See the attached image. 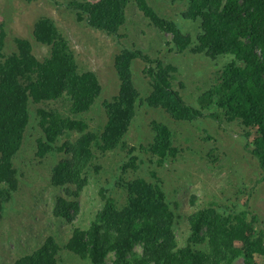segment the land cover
<instances>
[{
  "label": "trees",
  "instance_id": "1",
  "mask_svg": "<svg viewBox=\"0 0 264 264\" xmlns=\"http://www.w3.org/2000/svg\"><path fill=\"white\" fill-rule=\"evenodd\" d=\"M129 1L71 0L69 6L76 11L78 21L117 36L125 24ZM133 1L154 28L172 35V43L181 53L190 48L191 53L204 54L213 61L230 59L217 70L211 89L200 99L206 102L202 109L213 108L211 111L223 115L227 122L238 123L245 131L246 148L264 170V0H175L188 5L184 19L199 24L195 39L160 17L146 0ZM32 35L36 43L50 48L49 56L42 61L34 56L31 43L25 39H16V51L5 54L6 36L0 25V223L19 185L13 159L32 122L41 132L35 140L36 157L44 159L56 152L64 155L51 169L52 186L74 185L80 191L90 171L98 174L102 169L96 154L103 157L124 145L139 99L132 80V63L136 59L148 60L140 51L131 49L122 50L115 58L119 92L105 103L106 124L95 134L83 120L64 117L54 109L37 108L32 116L31 106L45 103L68 107L74 117L86 114L102 90L94 72H79L71 47L52 20H38ZM157 66L154 75L148 70L153 83L146 104L165 111L175 121L201 118L198 109L185 104L171 90L169 81L174 68L159 63ZM153 130L149 151L160 166L175 157L176 150L166 126L156 125ZM73 133L78 134L74 142L57 146L62 137ZM135 163L136 157L132 156L120 166V173L125 175ZM119 186L125 194L123 203L101 190L102 206L88 228H72L65 248L82 261L106 264L108 255L114 254L112 264H235L238 259L244 264H258L255 257H264V232L258 229L257 217L247 210L221 212L209 207L192 213L188 219L189 239L179 247L175 236L178 217L160 184L137 178L123 180ZM72 211L77 212L76 202L56 200V218L71 220ZM199 243H207L208 249L197 250L195 245ZM136 246H141L142 256L134 252ZM57 251L50 239L14 264H59Z\"/></svg>",
  "mask_w": 264,
  "mask_h": 264
},
{
  "label": "rangeland",
  "instance_id": "2",
  "mask_svg": "<svg viewBox=\"0 0 264 264\" xmlns=\"http://www.w3.org/2000/svg\"><path fill=\"white\" fill-rule=\"evenodd\" d=\"M88 1L96 3L99 0ZM146 1L160 17L175 23L183 34L195 39L199 24L184 19L183 14L188 9L186 2ZM70 2L0 0V25L6 36L5 54L16 51V39H25L31 43L33 54L39 61L46 59L50 48L36 43L32 34L35 23L48 18L71 47L79 72H94L102 89L86 114L74 117L68 107L45 103L31 106L32 116L37 108L54 109L64 117L83 120L90 131L100 133L106 124L105 103L111 102L119 92L115 58L124 49L140 51L148 59L147 62L136 59L132 63V80L139 93L135 116L124 137V145L103 157L96 154L100 159L97 164L102 169L98 174L90 171L87 183L80 191L74 185L52 186L51 169L64 155L56 152L44 159L36 157L35 140L41 132L36 122H32L13 159L19 185L6 204L0 223V264H14L20 258L32 255L50 239L58 249L56 258L59 264H90L66 250L72 228H88L102 206L101 190L121 204L125 194L119 183L137 178L159 183L162 187L178 217L175 236L179 247L185 246L189 239V217L209 207L221 212L247 210L257 217L258 229L264 232V170L246 148L245 131L238 123H229L223 115L213 112V108L209 111L202 109L206 102H200L211 89L217 70L230 59L223 57L213 61L204 54L191 53L190 48L181 53L172 43V35L154 28L133 0L128 2L125 24L117 36L94 30L86 21H78ZM158 63L174 68L169 81L171 90L177 92L185 104L198 109L203 115L201 118L193 122L175 121L165 111L146 104L153 83L148 70L154 75ZM156 125H164L171 131L172 146L176 150V156L169 157L160 166L158 158L149 151ZM77 138L76 133L62 137L57 146L71 144ZM132 156L136 157L134 168L129 167L122 175L120 166ZM58 198L77 203V212H70L71 220L54 216ZM195 248L205 252L208 244L199 243ZM134 252L139 256L143 254L141 246H136ZM114 260V254H110L106 264H112ZM255 261L264 264V257L256 256ZM235 264L244 263L238 259Z\"/></svg>",
  "mask_w": 264,
  "mask_h": 264
}]
</instances>
